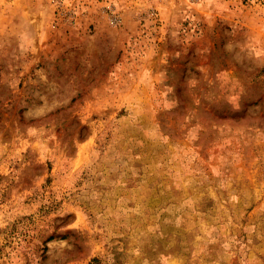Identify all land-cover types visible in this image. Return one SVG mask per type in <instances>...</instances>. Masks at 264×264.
I'll list each match as a JSON object with an SVG mask.
<instances>
[{"label":"rangeland","instance_id":"374dc122","mask_svg":"<svg viewBox=\"0 0 264 264\" xmlns=\"http://www.w3.org/2000/svg\"><path fill=\"white\" fill-rule=\"evenodd\" d=\"M0 264H264V0H0Z\"/></svg>","mask_w":264,"mask_h":264}]
</instances>
